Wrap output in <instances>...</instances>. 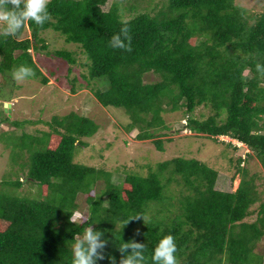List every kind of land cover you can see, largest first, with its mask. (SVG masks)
Instances as JSON below:
<instances>
[{
    "label": "trees",
    "instance_id": "trees-1",
    "mask_svg": "<svg viewBox=\"0 0 264 264\" xmlns=\"http://www.w3.org/2000/svg\"><path fill=\"white\" fill-rule=\"evenodd\" d=\"M117 1L50 0L51 19L42 27L26 22L16 37H0V73L9 77L24 65L35 72L29 78L47 84L29 50L44 49L40 33L52 28L82 48L87 81L106 78L107 87H90L91 93L103 106L123 108L129 117L124 128H136L137 139H150L162 151V130L170 128L162 114L181 110L186 128L247 146L264 173V77L256 70L257 63L264 64V8L249 13L235 0H167L155 4L154 13L124 19L128 10L121 15ZM123 21L132 36L131 52L108 46ZM25 28L29 36L21 37ZM54 54L75 61L70 52ZM149 73L158 79L146 80ZM199 106L212 113L199 118ZM9 119L1 116L0 123ZM10 122L19 126L28 120ZM45 123L47 130L39 134L18 136L21 152L15 158L23 178L11 175L0 188V264H71L69 246L90 226L108 242L97 264H111L110 257L119 264L118 248L130 239L146 245L145 264H152L153 249L169 234L178 264H264V244L258 248L264 239V190L257 174L241 165L246 154L234 159L231 179L239 181L233 191L215 188V168L180 156L158 163L154 172L127 173L118 184L111 169L76 158L87 145L84 138L97 131L96 122L69 112ZM175 175L182 181H176L182 186L177 194L171 191ZM23 184L35 189L21 194ZM255 203V219L245 220ZM77 212L75 224L70 217ZM133 215L146 220L125 224Z\"/></svg>",
    "mask_w": 264,
    "mask_h": 264
},
{
    "label": "rangeland",
    "instance_id": "rangeland-1",
    "mask_svg": "<svg viewBox=\"0 0 264 264\" xmlns=\"http://www.w3.org/2000/svg\"><path fill=\"white\" fill-rule=\"evenodd\" d=\"M111 0H108V4ZM167 4V0H118L120 3V14H125L124 19H129L139 12L150 11L154 13L158 6ZM237 4L246 8L249 13L262 11L264 0H235ZM107 4V5H108ZM29 30L24 29L21 37H28ZM46 47L40 50H29L37 65L48 76V83L42 84L35 78H27L17 82L12 76L0 73V117L8 116L9 121L0 123V188L4 179L12 177L23 178V170L18 171L20 161L16 160L15 154L21 152L20 137L23 133L39 134L47 130L45 121L52 115H64L75 112L85 115L98 124L97 131L91 136L84 138L87 145L80 148L76 156L81 162L103 166L113 171L111 179L114 183L121 184L127 173L147 174L154 172L160 162L173 157L196 158L205 164L218 170V178L215 188L233 191L239 181L235 176L231 179L234 159L244 156L246 159L241 165L247 168L248 174H257L256 182L260 189L264 190V173L261 164L252 154L247 146L231 139L228 136L210 138L206 135L194 133L185 127V117L181 110L164 112V122L170 126L168 130H162L165 134L163 150H157L150 139L139 140L136 137V128L127 130L124 126L129 122V117L121 107L103 106L93 96L90 87H99L104 90L108 82L106 78H94L87 81L84 76L88 71V59L79 44L68 42L60 32L47 28L40 33ZM43 43H40V45ZM56 50L70 52L74 62L70 63L54 54ZM52 73V74H50ZM87 77V76H86ZM157 75L149 73L146 80H157ZM74 81V85L72 82ZM89 82V83H88ZM72 87L74 90H72ZM9 103V111L1 110V104ZM3 113V114H2ZM212 112L208 107L199 106L195 115L201 119L206 118ZM13 121L28 120V123L14 126ZM176 130H179L178 132ZM236 144L238 149L233 151L229 143ZM25 152V151H24ZM250 154V156L248 155ZM26 156V153H25ZM119 167V168H118ZM118 168V170H114ZM165 176H170V168L165 169ZM6 177V178H5ZM171 191L177 194L178 175L172 176ZM182 183V181H181ZM34 188V187H33ZM27 184L18 188L21 194L34 190ZM13 190L10 188L9 190ZM11 190V191H12ZM83 210L86 211L84 196L80 197ZM258 203L251 206L252 214L245 220L253 221L256 217ZM84 212V211H83ZM73 216H80V212ZM161 216V214L159 215ZM264 244V239L258 248Z\"/></svg>",
    "mask_w": 264,
    "mask_h": 264
},
{
    "label": "clouds",
    "instance_id": "clouds-1",
    "mask_svg": "<svg viewBox=\"0 0 264 264\" xmlns=\"http://www.w3.org/2000/svg\"><path fill=\"white\" fill-rule=\"evenodd\" d=\"M50 0H0V37L5 39L16 37L24 28L26 22H32L42 27L51 19L48 11ZM119 33L113 35L108 46L113 49H120L126 52L132 51V36L128 22L123 21ZM257 73L264 77V64H256ZM35 72L31 67L21 65L12 72V77L17 82L34 77ZM146 217L133 215L126 221ZM71 222L77 223V216L71 215ZM124 224V225H125ZM139 235V229L136 230ZM104 234L96 231L92 226L84 230L83 235L74 237V242L69 246L72 257L71 264H97V261L105 259L104 250L107 247V240L103 239ZM145 247L142 242L130 239L121 244L118 248L121 253L119 264H145ZM177 245L172 235H165L160 238L151 255L152 264H178L176 257ZM111 264H117L115 257H110Z\"/></svg>",
    "mask_w": 264,
    "mask_h": 264
},
{
    "label": "water",
    "instance_id": "water-1",
    "mask_svg": "<svg viewBox=\"0 0 264 264\" xmlns=\"http://www.w3.org/2000/svg\"><path fill=\"white\" fill-rule=\"evenodd\" d=\"M3 107H4V111H6V112L9 111V108H8L9 107V103L8 102H4L3 103Z\"/></svg>",
    "mask_w": 264,
    "mask_h": 264
}]
</instances>
